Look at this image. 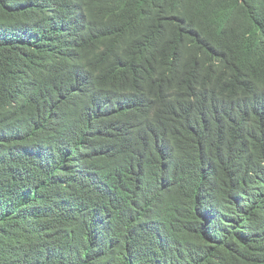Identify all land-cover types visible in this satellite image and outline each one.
<instances>
[{"label":"trees","instance_id":"16d2710c","mask_svg":"<svg viewBox=\"0 0 264 264\" xmlns=\"http://www.w3.org/2000/svg\"><path fill=\"white\" fill-rule=\"evenodd\" d=\"M0 264H264V0H0Z\"/></svg>","mask_w":264,"mask_h":264}]
</instances>
